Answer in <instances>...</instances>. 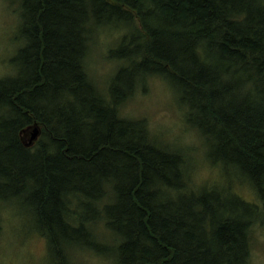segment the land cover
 Wrapping results in <instances>:
<instances>
[{
    "label": "trees",
    "instance_id": "1",
    "mask_svg": "<svg viewBox=\"0 0 264 264\" xmlns=\"http://www.w3.org/2000/svg\"><path fill=\"white\" fill-rule=\"evenodd\" d=\"M18 1L25 45L16 74L0 79V202L31 206L58 261L64 240L96 250L88 224L104 221L119 264H248L256 206L217 188L193 193L184 158L119 107L145 77L166 78L211 157L264 201V0ZM106 26L130 30L111 51L128 65L109 100L85 71ZM33 125L42 139L28 147Z\"/></svg>",
    "mask_w": 264,
    "mask_h": 264
},
{
    "label": "rangeland",
    "instance_id": "2",
    "mask_svg": "<svg viewBox=\"0 0 264 264\" xmlns=\"http://www.w3.org/2000/svg\"><path fill=\"white\" fill-rule=\"evenodd\" d=\"M21 13L18 0H0V79L16 74L12 60L25 45L20 34ZM129 32L126 26H106L93 35L85 59V71L105 100L110 99L113 77L120 68L128 65L126 61L114 59L111 51ZM182 97L183 91L166 78L145 77L119 107V115L125 120H144L158 147L184 158L186 176L193 193L201 187L217 188L256 206L258 212L251 229L248 264H264V201L238 172L225 169L211 157L213 144L189 124V109L182 103ZM35 127L40 134L32 145L34 147L42 139L41 126L33 125L22 134L23 141L28 144ZM73 204L71 209L77 211L76 201ZM85 215L91 216V211ZM0 221V264H119L118 238L107 230L104 221L88 224L98 244L96 250L88 249L82 243L71 245L70 240H64L67 249L63 261L55 259L49 241L27 203L21 200L0 202Z\"/></svg>",
    "mask_w": 264,
    "mask_h": 264
},
{
    "label": "water",
    "instance_id": "3",
    "mask_svg": "<svg viewBox=\"0 0 264 264\" xmlns=\"http://www.w3.org/2000/svg\"><path fill=\"white\" fill-rule=\"evenodd\" d=\"M40 131L37 127L34 128L32 136L30 138V142L27 144L28 147L32 146L34 142L38 139Z\"/></svg>",
    "mask_w": 264,
    "mask_h": 264
}]
</instances>
